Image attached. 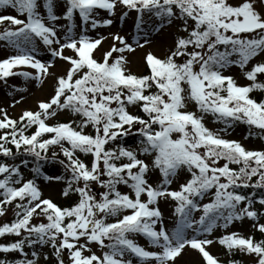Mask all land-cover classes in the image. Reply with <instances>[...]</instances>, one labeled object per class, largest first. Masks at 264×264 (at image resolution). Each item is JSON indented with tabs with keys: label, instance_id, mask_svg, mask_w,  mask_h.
Wrapping results in <instances>:
<instances>
[{
	"label": "snow or ice",
	"instance_id": "snow-or-ice-1",
	"mask_svg": "<svg viewBox=\"0 0 264 264\" xmlns=\"http://www.w3.org/2000/svg\"><path fill=\"white\" fill-rule=\"evenodd\" d=\"M9 9L15 15L2 14ZM117 9L121 21L132 16L136 35L129 43L112 34L98 61L104 37L88 32L113 23L99 10ZM0 25L8 49L0 82L39 86L54 75L33 109L10 118L0 107V217L9 209L14 217L0 237L17 238L0 243V264H181L186 253L192 264H219L207 250L214 243L264 264V238L226 231L247 219L264 236V95H251L264 94V0H0ZM144 25L176 34L163 57L147 52L145 73L133 74L125 53L151 43ZM41 51L51 59L42 62ZM233 66L249 83L224 74ZM10 87V96L23 91ZM206 117L222 127H206ZM238 125L262 147L225 138ZM41 162L67 175H45ZM38 181L64 182L60 195L72 203L44 197Z\"/></svg>",
	"mask_w": 264,
	"mask_h": 264
},
{
	"label": "rangeland",
	"instance_id": "rangeland-1",
	"mask_svg": "<svg viewBox=\"0 0 264 264\" xmlns=\"http://www.w3.org/2000/svg\"><path fill=\"white\" fill-rule=\"evenodd\" d=\"M59 9H57V12ZM2 14H10V15H15L14 11L12 10H5ZM120 12H116V16L112 17L113 23L111 24L110 27H100L96 30H90L88 33L90 37H99L101 36L102 33H105L111 37L112 34H119L121 36H124L125 39L131 43V37L133 35H136L134 31V26H133V19L132 16L130 15L127 17L124 21H121L119 19ZM119 23V25L117 24ZM124 23L125 26H121V24ZM146 29H149L148 25L143 26ZM150 31L149 35V40L151 43L145 45L143 48H135V50L132 53H125L126 58H127V65L126 68L133 74H139L142 71H144L145 67L143 66V58L145 54L149 51H151L154 55L158 57H163L165 54L166 50L171 46L172 40L174 35L176 34V28L175 27H168L165 28L164 30L160 32H154ZM142 35V34H141ZM113 41H108V42H103L99 47H97L96 54L102 57V53H104L106 50H108ZM135 47V46H134ZM8 52V49H2L0 48V58H3L5 53ZM42 62H45L49 59H51L50 56H48L45 52L41 51L39 53V57ZM62 62L59 60L56 61V66L52 69H50L51 73H54L56 75L61 74L60 71L62 68ZM31 71V70H30ZM224 74L231 75L233 78L236 80L237 84L239 85H244L247 84L248 82L245 81L243 77H241L240 71L236 67H232L231 69L227 70ZM54 83V75H49L47 78H44L40 85L37 86V84L32 81L28 82L25 81L22 77H9L8 78V86L4 85L2 82H0V107H3L6 109L8 115L10 118H16L22 110L24 109H33L36 105L37 101L44 100L47 98L48 94L52 90V86ZM11 85H15L16 88L18 89H23V91L20 92H13V94L10 96L8 93L12 91V88L10 87ZM20 96H23L24 99L21 101V103L15 105L14 107H9L11 102L14 99H19ZM33 103V104H31ZM34 105V106H32ZM190 109V105H189ZM65 118L63 115L59 116L58 119ZM51 119L48 121L50 122ZM204 123L206 127L210 129H218L214 126H211V124L208 121V117L205 118ZM243 137V131L242 128L239 126H236L234 129H230L229 132L227 133L226 137L227 139H235V140H240L241 143L244 144L245 147L250 148V149H259L261 146H259V143L253 142V141H245L242 139ZM126 141L125 144L126 146L128 145H133L134 144V139L132 137H125L124 138ZM63 168L60 164H45L43 165L42 171L44 172L45 175L53 174V175H58L61 172H63ZM25 174L29 175L28 170H24ZM41 191L43 193L44 197H51L53 199L58 198L61 193L62 185L57 182V181H52L50 183L45 184L43 181L39 183ZM93 189L96 191H100V189L97 188V186L92 185ZM175 187V185H173ZM121 191H124L125 189L123 186L120 188ZM160 208L161 211L164 214L165 217V223L168 224V216L170 213V210L168 209V205L165 204L164 202L160 203ZM11 213L7 212V214L0 219H5L8 217ZM244 222L240 223L243 224ZM251 226V222L249 225L244 226L243 229L238 231V227L236 225H231L229 229L226 231H236V232H243L246 230L247 227ZM223 234L221 230H217L214 235L218 236ZM136 242L140 244L141 246L148 248L147 241L145 238L137 236L136 237ZM49 249L45 248L44 251L48 252ZM94 251H98V249L93 246ZM207 250L210 252L211 255L214 257L218 258L220 260H227L228 258L223 255L220 249H217L215 244L208 246ZM197 257L195 255H190V254H184L183 260L181 261V264H192L193 261H195ZM50 262H52L50 260Z\"/></svg>",
	"mask_w": 264,
	"mask_h": 264
},
{
	"label": "trees",
	"instance_id": "trees-1",
	"mask_svg": "<svg viewBox=\"0 0 264 264\" xmlns=\"http://www.w3.org/2000/svg\"><path fill=\"white\" fill-rule=\"evenodd\" d=\"M2 131V130H1ZM29 159H31V158H29ZM42 163V162H41ZM30 165V167H31V164H29ZM65 175V174H64ZM71 203L69 202V203H67L66 205H64V206H68V205H70ZM13 219V218H12ZM12 219H10V220H8V221H6V222H11V220ZM6 222H4V223H6ZM34 222V221H33ZM3 224V223H2ZM262 238H264V236H262L261 234L259 235V236H257V238H256V240H259V239H262ZM15 239H17L16 237H10V236H6V237H0V243H8V242H11V241H13V240H15ZM5 255L6 254H2V253H0V258H5ZM7 258L8 259H19V258H21V257H19V254H17V253H10V254H8L7 255ZM234 261H236L237 262V264H241V262H240V259H239V257L238 258H236Z\"/></svg>",
	"mask_w": 264,
	"mask_h": 264
},
{
	"label": "bare ground",
	"instance_id": "bare-ground-1",
	"mask_svg": "<svg viewBox=\"0 0 264 264\" xmlns=\"http://www.w3.org/2000/svg\"><path fill=\"white\" fill-rule=\"evenodd\" d=\"M31 104H33V103H31Z\"/></svg>",
	"mask_w": 264,
	"mask_h": 264
}]
</instances>
